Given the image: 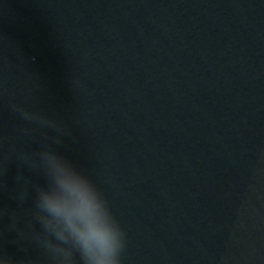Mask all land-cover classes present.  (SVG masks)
<instances>
[{
    "label": "clouds",
    "instance_id": "obj_1",
    "mask_svg": "<svg viewBox=\"0 0 264 264\" xmlns=\"http://www.w3.org/2000/svg\"><path fill=\"white\" fill-rule=\"evenodd\" d=\"M19 112L24 119L55 126L53 120L38 113ZM59 142L57 138L55 143ZM35 157L25 158L23 165L43 174L46 183L32 185V217L39 225L32 237L50 264H122L126 233L94 180L50 146L41 147ZM16 179L29 183L23 175ZM26 197L27 192L21 193L19 202L24 203ZM5 214L6 210L0 209V216ZM10 219L15 227V216ZM0 264L14 261L0 254Z\"/></svg>",
    "mask_w": 264,
    "mask_h": 264
}]
</instances>
